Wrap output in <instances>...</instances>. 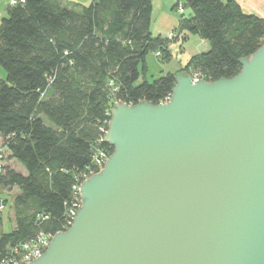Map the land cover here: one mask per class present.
<instances>
[{
  "label": "water",
  "instance_id": "water-1",
  "mask_svg": "<svg viewBox=\"0 0 264 264\" xmlns=\"http://www.w3.org/2000/svg\"><path fill=\"white\" fill-rule=\"evenodd\" d=\"M239 64L179 73L166 103H114L112 154L29 264H264V43Z\"/></svg>",
  "mask_w": 264,
  "mask_h": 264
},
{
  "label": "trees",
  "instance_id": "trees-1",
  "mask_svg": "<svg viewBox=\"0 0 264 264\" xmlns=\"http://www.w3.org/2000/svg\"><path fill=\"white\" fill-rule=\"evenodd\" d=\"M181 2L193 13L182 28L209 44L181 72L196 70L207 82L230 79L239 60L263 45L264 18L235 2ZM151 21V0L70 7L25 0L8 8L0 21V149L25 174L5 163L0 173V190H18L14 228L2 232L0 224V260L40 232L62 230L64 203L94 150L113 152L101 129H108L114 103L158 105L170 97L176 75L145 78L150 52L170 58L165 38L152 37Z\"/></svg>",
  "mask_w": 264,
  "mask_h": 264
},
{
  "label": "crops",
  "instance_id": "crops-1",
  "mask_svg": "<svg viewBox=\"0 0 264 264\" xmlns=\"http://www.w3.org/2000/svg\"><path fill=\"white\" fill-rule=\"evenodd\" d=\"M92 0H63V5L70 7L76 4L88 5ZM235 2L243 13L258 18H264V0H224ZM152 21L150 33L152 37L165 38L169 32L176 31L178 36L173 41H167V50L170 54L169 60L162 61L161 71L164 74L170 73L178 75L189 61L197 55L206 53L209 50V44L198 36L189 34L182 27L184 20H190L193 17L192 11L184 7L179 12L172 0H151ZM7 0H0V21L7 16ZM146 65V58H145ZM147 68V65H146ZM147 73V70H146ZM160 75V76H161ZM147 79V75H145ZM148 80V79H147ZM7 191V190H2ZM7 193H11L7 191ZM0 200H3L0 198Z\"/></svg>",
  "mask_w": 264,
  "mask_h": 264
},
{
  "label": "built area",
  "instance_id": "built-area-1",
  "mask_svg": "<svg viewBox=\"0 0 264 264\" xmlns=\"http://www.w3.org/2000/svg\"><path fill=\"white\" fill-rule=\"evenodd\" d=\"M172 2L175 5L176 9L179 12H182L183 4L181 0H172ZM24 3L25 0H7V8H13L17 5H23ZM177 36L178 33L176 31L169 32L168 34H166L165 40L173 41L174 39L177 38ZM154 54L156 58H158L159 60L161 59L162 57L161 52L156 51L154 52ZM190 75L192 76L193 84L197 83L200 80H204L203 76L200 74L192 73ZM110 85L112 86L113 84L110 83ZM168 100L169 97L166 98L165 101L162 103H166ZM101 132H103V137H104V135L107 132V129L106 130L101 129ZM103 137H102V141H103ZM4 155H5L4 150L0 149V173L2 172L4 166V161H3ZM110 155H111L110 151L106 149L96 148L94 150L91 160V165L87 168L86 171H84L80 176L77 177L76 182L71 187L70 198L67 202L64 203V208H65L64 225L62 227V230L59 232H65L70 228L77 215V212L81 208V198H80L81 184L92 175L98 173L104 167ZM3 209H4L3 202L0 201V212ZM55 234L40 232L29 241L9 248L6 254L4 255V257L1 258L0 264H29L30 262L40 258L44 254Z\"/></svg>",
  "mask_w": 264,
  "mask_h": 264
},
{
  "label": "rangeland",
  "instance_id": "rangeland-1",
  "mask_svg": "<svg viewBox=\"0 0 264 264\" xmlns=\"http://www.w3.org/2000/svg\"><path fill=\"white\" fill-rule=\"evenodd\" d=\"M161 64L162 62L159 61L158 58H156L154 52H150L146 56V65H147V79L148 81H152V79H156L161 74H163L161 71ZM200 74L196 70H191L187 72L186 74ZM201 75V74H200ZM4 163L6 166H9L11 169L15 170L16 172H19L21 174H25V171L21 168V166L14 160L8 159V154L5 153L4 156ZM11 193H7V191L0 190V198L4 199L0 200L5 202L4 209L0 212V224H1V230L2 232H8L11 229L14 228V210H13V203H14V197L18 193L17 189L10 190Z\"/></svg>",
  "mask_w": 264,
  "mask_h": 264
}]
</instances>
